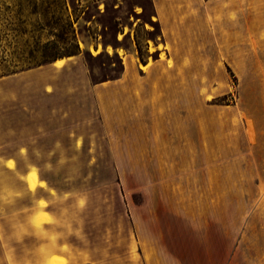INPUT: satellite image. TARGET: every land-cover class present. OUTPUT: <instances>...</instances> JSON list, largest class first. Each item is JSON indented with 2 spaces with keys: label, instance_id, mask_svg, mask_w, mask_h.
Returning a JSON list of instances; mask_svg holds the SVG:
<instances>
[{
  "label": "rangeland",
  "instance_id": "1",
  "mask_svg": "<svg viewBox=\"0 0 264 264\" xmlns=\"http://www.w3.org/2000/svg\"><path fill=\"white\" fill-rule=\"evenodd\" d=\"M0 188L86 195L90 258L190 204L193 264H264V0H0Z\"/></svg>",
  "mask_w": 264,
  "mask_h": 264
},
{
  "label": "clouds",
  "instance_id": "2",
  "mask_svg": "<svg viewBox=\"0 0 264 264\" xmlns=\"http://www.w3.org/2000/svg\"><path fill=\"white\" fill-rule=\"evenodd\" d=\"M23 197L19 191L0 188V264H91L84 250L88 238L83 221L64 206L74 199L75 209L82 210L86 195L64 192L16 207Z\"/></svg>",
  "mask_w": 264,
  "mask_h": 264
},
{
  "label": "crops",
  "instance_id": "3",
  "mask_svg": "<svg viewBox=\"0 0 264 264\" xmlns=\"http://www.w3.org/2000/svg\"><path fill=\"white\" fill-rule=\"evenodd\" d=\"M93 40L95 46L98 44V37H92L90 41H87L86 44H90ZM163 46L166 45V40L163 41ZM156 46L153 52H156L157 55L160 52V48L158 47V42H156ZM106 45H103V49H105ZM147 48L149 47L146 43ZM113 52L118 55V57H124L126 55L129 56L130 51L125 49L124 54H119L118 47L113 48ZM168 52V50H166ZM188 63L194 61V57L190 55L188 58ZM184 75L183 73H181ZM133 75V71H129L124 67L122 74L118 77V79H131ZM146 75H150L152 78L156 77L155 72H148ZM178 72L166 71L160 74V79H170L178 77ZM186 77H190V72L187 71ZM113 82H109V80L102 81L97 84L99 88L110 87ZM189 91V90H188ZM192 93L194 89L192 87ZM209 124V121L202 119ZM7 161L11 160L10 158H6ZM5 164V165H6ZM7 169H11L8 165H6ZM30 170L24 171L22 175L26 177ZM40 180H43L39 178ZM42 184V183H41ZM28 185V184H27ZM39 187H43L38 184ZM28 187V186H27ZM190 204L182 205L181 208L177 206L176 211H174L173 215V223L171 226V231H144L140 228L141 220H137L135 216L131 214V220L134 224L135 230L129 235V246L125 248L124 252H115V248L111 246L109 242L104 246H97L91 248V264H193V256H194V240L195 237L199 240H202V246H205V239H208L209 234L202 228L201 232L195 231V223L201 220L200 214L195 216ZM204 214V212H203ZM204 223V222H203ZM106 234V238H110ZM169 235V236H168ZM167 238H170L171 242L168 244L166 241ZM237 246V245H236ZM236 248V247H235ZM204 264V263H202Z\"/></svg>",
  "mask_w": 264,
  "mask_h": 264
},
{
  "label": "trees",
  "instance_id": "4",
  "mask_svg": "<svg viewBox=\"0 0 264 264\" xmlns=\"http://www.w3.org/2000/svg\"><path fill=\"white\" fill-rule=\"evenodd\" d=\"M73 32V30H72ZM73 38H74V35H73ZM41 58L42 59H38V61H36V65H40L42 63H45V62H49L51 61L52 59H50V55H48L46 52H43L41 54ZM31 61L29 60L27 63H30ZM12 71H14V69H11Z\"/></svg>",
  "mask_w": 264,
  "mask_h": 264
},
{
  "label": "bare ground",
  "instance_id": "5",
  "mask_svg": "<svg viewBox=\"0 0 264 264\" xmlns=\"http://www.w3.org/2000/svg\"><path fill=\"white\" fill-rule=\"evenodd\" d=\"M28 182L32 188L37 185V178L33 173L28 176Z\"/></svg>",
  "mask_w": 264,
  "mask_h": 264
}]
</instances>
